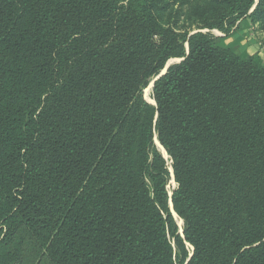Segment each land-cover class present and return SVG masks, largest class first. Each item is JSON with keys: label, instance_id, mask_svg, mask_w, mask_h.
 Returning <instances> with one entry per match:
<instances>
[{"label": "trees", "instance_id": "trees-1", "mask_svg": "<svg viewBox=\"0 0 264 264\" xmlns=\"http://www.w3.org/2000/svg\"><path fill=\"white\" fill-rule=\"evenodd\" d=\"M160 8L0 0V264H264V65ZM186 13L264 25V0Z\"/></svg>", "mask_w": 264, "mask_h": 264}, {"label": "rangeland", "instance_id": "rangeland-1", "mask_svg": "<svg viewBox=\"0 0 264 264\" xmlns=\"http://www.w3.org/2000/svg\"><path fill=\"white\" fill-rule=\"evenodd\" d=\"M157 7H165L163 10L157 13V18L159 22L165 26L173 28L179 36L181 42L184 43L185 49L187 48L186 36L194 34L196 32L206 33L212 37L214 44L220 48H225L232 51L238 56L249 55L254 57V60L260 64L264 65V25L259 22L258 19L248 16L241 18L234 22L232 25H226L224 30L219 29H200L198 25L191 20H187L186 12L189 9L190 5L195 3V0H155ZM258 0H254L256 3ZM251 12V11H250ZM177 59H170L168 63L177 64ZM166 64V65H167ZM170 65V66H171ZM164 70V69H163ZM162 70V71H163ZM156 78L152 79L148 86L143 90V98L149 104L153 103L152 98V88L153 83ZM149 91V94H147ZM147 95L149 100L147 99ZM153 102H152V101ZM153 105V104H152ZM154 143L157 150L167 161L170 172V180L166 186L168 195L171 196L172 192L176 189L177 185L173 180V172L170 167L171 161L167 155L164 153V149L159 144L157 138H154ZM164 150V151H162ZM164 153V154H163ZM171 213L177 223L179 233L182 234L183 231V221L179 219L172 210L170 205ZM191 251V248H189Z\"/></svg>", "mask_w": 264, "mask_h": 264}, {"label": "water", "instance_id": "water-1", "mask_svg": "<svg viewBox=\"0 0 264 264\" xmlns=\"http://www.w3.org/2000/svg\"><path fill=\"white\" fill-rule=\"evenodd\" d=\"M258 2V1H257ZM256 2V3H257ZM255 3V4H256ZM254 9V7L252 8V10ZM251 10V11H252ZM183 61V59H180V60H177V62L179 63V62H182ZM171 65V63H168L166 66H165V68H164V70L156 77V79H155V81L157 80V79H159L161 76H163L165 73H166V71H167V69L169 68V66ZM154 81V82H155ZM151 104H153V105H155V102H153V103H151ZM164 151V150H163ZM164 153H165V151H164ZM166 154V153H165Z\"/></svg>", "mask_w": 264, "mask_h": 264}, {"label": "bare ground", "instance_id": "bare-ground-1", "mask_svg": "<svg viewBox=\"0 0 264 264\" xmlns=\"http://www.w3.org/2000/svg\"><path fill=\"white\" fill-rule=\"evenodd\" d=\"M147 94H149V91H147ZM147 99L149 100V97H148V95H147ZM163 151V150H162ZM164 154V153H163Z\"/></svg>", "mask_w": 264, "mask_h": 264}]
</instances>
